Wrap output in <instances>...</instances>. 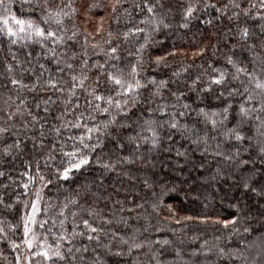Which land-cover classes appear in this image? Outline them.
<instances>
[{
  "label": "snow or ice",
  "instance_id": "obj_1",
  "mask_svg": "<svg viewBox=\"0 0 264 264\" xmlns=\"http://www.w3.org/2000/svg\"><path fill=\"white\" fill-rule=\"evenodd\" d=\"M14 2L0 0V47L7 49L0 76L16 93L0 124V217L15 220L0 219V240L16 252L11 264H110L145 247L154 264H264V0H85L79 6L78 0H20L19 13ZM107 9L89 32L90 14ZM174 21L178 29L194 21L214 29L217 42L193 53L212 50L194 78L191 64L157 78L177 53L153 57L164 44L153 40ZM128 43L138 47L125 57L122 44ZM25 92L37 94L36 112ZM28 129L32 135L21 140ZM158 165L160 171L175 166L177 175L210 173L206 183L238 192L230 205L235 215L183 216L170 220L180 226L168 229L175 239L141 240L153 227L151 213L142 228L132 226L124 214L134 209L127 197L120 199L117 185L127 184L124 192L138 183L152 190V213L159 215L175 188L159 182ZM17 167L18 180L12 175ZM52 188L56 201H45V189ZM167 211L176 216L172 205ZM192 221L220 226L226 242L215 236L195 247L199 236L177 235ZM121 225L130 231L121 232ZM21 230L19 241L8 235ZM234 236L238 244L230 247ZM78 238L87 243L77 246ZM185 243L191 246L187 258L178 246ZM154 245L159 248L152 251ZM164 249L175 259H162Z\"/></svg>",
  "mask_w": 264,
  "mask_h": 264
},
{
  "label": "trees",
  "instance_id": "obj_2",
  "mask_svg": "<svg viewBox=\"0 0 264 264\" xmlns=\"http://www.w3.org/2000/svg\"><path fill=\"white\" fill-rule=\"evenodd\" d=\"M85 0H78L77 6L84 3ZM87 2H91V0H87ZM107 3V0H104ZM13 6V10L16 12H20V0H15ZM107 10H97L95 14H90L92 16L91 22L87 25V30L89 32H95V28L97 23L99 22L100 16L107 17ZM215 13H211L210 16H214ZM209 15L202 16V19L210 18ZM178 19V18H177ZM174 27L166 32L158 34L153 43L156 40H163L164 44L162 47H157L152 50L153 57L156 55H165L167 52L175 51L177 55L175 57H169V68H161L158 71L157 78H165L170 76L173 71H180L185 65L191 64L192 67L189 69L192 78L195 77L196 73L201 69L197 68L198 65H204L207 67V62L211 59V48L209 47L207 52L203 56H193V53L198 51L204 45L212 44L217 42V38L213 35V27L209 25H200L198 22L194 21L193 25L190 26L189 29H178ZM215 23V21H214ZM67 26L71 29V23H68ZM80 27L83 30L85 25L83 21H80ZM116 26L113 25V31H116ZM120 30H125L123 28V24L120 26ZM256 37H253L255 40ZM80 42H83V36L80 37ZM91 42H95L94 40ZM142 42V40H141ZM252 40L249 41L251 43ZM135 47L138 45L134 43L122 44L121 54L123 56H127V49H131L134 51ZM16 50L15 48L13 49ZM6 47H0V61L5 58ZM182 54V55H181ZM219 55V53H218ZM42 63L45 61L42 59ZM47 66V64H46ZM47 75V73H46ZM67 79V77H65ZM27 82V81H26ZM5 81L2 76H0V124L3 123V118L5 117L7 111L9 110V105L6 103L9 96L13 97L15 100L16 93L9 86L8 88L3 87ZM175 87V85H173ZM22 96H27L28 106L32 108L33 112H36L35 105L33 103L34 97L37 94L35 93H22ZM81 96L80 104L83 106V96L81 93H78ZM63 98H67L66 96ZM75 103V101H73ZM57 110H60L61 106H54ZM15 104L12 105V110H14ZM40 115L43 116V112H40ZM87 115V113H86ZM71 119V117H69ZM17 127H20L21 120L20 118L16 119ZM36 129H39V125L35 126ZM25 134L28 136L32 135V130H22L20 134L21 140L24 139ZM25 154L29 157L33 156L34 153L31 152V141H27V148L25 150ZM183 163V161H180ZM41 165H43V160H41ZM6 170V169H5ZM34 170V168H33ZM19 168L17 167L12 175L14 179H19L18 177ZM158 172V180L159 182L167 184L169 188H175L174 191H171L164 197L165 203V211L159 213V215L152 213L151 201H152V190L145 189L142 184H136L134 188H130L128 192H124V187L128 185H117L121 187L120 199L128 198L127 207H131L134 209L131 213H125V216L131 217L130 224L132 226H140L141 228L146 223L144 217L151 213L150 222L153 227L149 230L148 233H143L141 235V240H157L168 237L170 239H175L173 237L172 232L169 231V227L179 228L180 226L175 225L174 223L170 224V220L172 219H180L183 216H208L212 219H230L233 215H235V210L230 207L231 204L235 203L234 196L238 195V192H235L233 189L225 188L221 183H206L205 176L210 175V173L201 175L196 171H192L191 175L189 174V169H185L182 173L177 175L179 169L173 166V168H166L164 171L159 170V165L157 168ZM87 175V174H85ZM90 178V177H89ZM3 178H0L2 180ZM85 179L84 175L78 177V183H83ZM111 183V181H109ZM76 184H72L71 187H75ZM70 185L65 184L64 188H69ZM155 191H159V188H156ZM138 192V195H137ZM63 189L61 190L60 200L64 198ZM133 198H135V203L132 202ZM51 199L53 202L56 201V188L45 189L44 200L47 201ZM142 203L144 204L143 208L136 209L135 204ZM172 205L173 211L176 213V216L173 218L171 214L167 211V205ZM103 206V204H101ZM107 211V209H106ZM168 216L169 220H164V217ZM41 219L44 217L41 216ZM7 224L8 221L15 223L11 217H0ZM71 221V215L69 214V222ZM161 221V223H158ZM254 226H256L254 224ZM159 227L162 231L157 232L156 228ZM130 231V229H124L123 225H121V232ZM227 231L220 230V226H213L212 224H198L195 221L188 222V230L185 233L178 232L177 235H183L185 239H190L192 236H199V240L197 241L195 247H198L200 243L204 240L212 241L215 236H221V242H226ZM9 236H13L17 241L20 240L22 236V230L16 233L9 232ZM87 243L86 240H77V246H83V244ZM238 244V238L233 237L232 243L229 245L230 247H235ZM185 253V258H187L186 254L191 250V246L187 243L184 245H179ZM3 253L2 255L7 260L0 261V264H11L14 260L13 251H8L6 249L5 244H3ZM91 247V246H90ZM159 248V245H154L152 251H155ZM9 252L8 255L5 253ZM162 259L171 261L175 259L174 253L171 249H164ZM14 255V256H13ZM91 255V253H89ZM138 260L139 264H154V262L150 261L149 249L147 247L143 248L139 251H134L130 257L125 258H110V264L114 260H120V264H133V260ZM211 259H215V257H211Z\"/></svg>",
  "mask_w": 264,
  "mask_h": 264
},
{
  "label": "rangeland",
  "instance_id": "obj_3",
  "mask_svg": "<svg viewBox=\"0 0 264 264\" xmlns=\"http://www.w3.org/2000/svg\"><path fill=\"white\" fill-rule=\"evenodd\" d=\"M37 186H39V181H37ZM34 191V190H33ZM34 198V197H33ZM3 244H5V246H6V249L10 252V251H13L12 249H10L9 248V246H8V244L4 241V240H0V254H2L3 253ZM9 252H7L6 251V253H5V255H8L9 254ZM8 253V254H7ZM13 253H14V255H16V252L15 251H13ZM13 255V256H14ZM15 257V256H14ZM5 259H4V256L2 255V256H0V261L2 262V261H4Z\"/></svg>",
  "mask_w": 264,
  "mask_h": 264
}]
</instances>
